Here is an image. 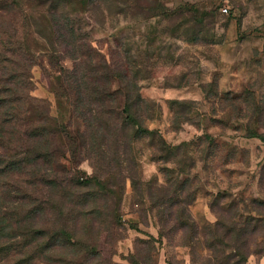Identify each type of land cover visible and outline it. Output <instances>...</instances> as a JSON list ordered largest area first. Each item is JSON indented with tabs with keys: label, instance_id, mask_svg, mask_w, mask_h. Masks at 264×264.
Instances as JSON below:
<instances>
[{
	"label": "rangeland",
	"instance_id": "1",
	"mask_svg": "<svg viewBox=\"0 0 264 264\" xmlns=\"http://www.w3.org/2000/svg\"><path fill=\"white\" fill-rule=\"evenodd\" d=\"M0 264H264V0H0Z\"/></svg>",
	"mask_w": 264,
	"mask_h": 264
}]
</instances>
